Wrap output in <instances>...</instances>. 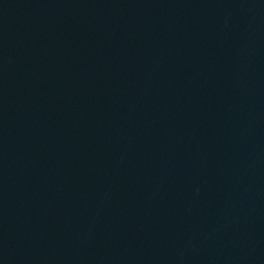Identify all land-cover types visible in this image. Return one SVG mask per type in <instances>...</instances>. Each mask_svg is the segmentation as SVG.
Wrapping results in <instances>:
<instances>
[{"label": "water", "instance_id": "water-1", "mask_svg": "<svg viewBox=\"0 0 264 264\" xmlns=\"http://www.w3.org/2000/svg\"><path fill=\"white\" fill-rule=\"evenodd\" d=\"M0 264H264V0H0Z\"/></svg>", "mask_w": 264, "mask_h": 264}]
</instances>
